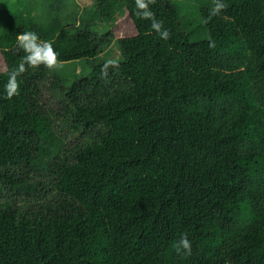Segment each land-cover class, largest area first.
Listing matches in <instances>:
<instances>
[{
  "label": "trees",
  "instance_id": "16d2710c",
  "mask_svg": "<svg viewBox=\"0 0 264 264\" xmlns=\"http://www.w3.org/2000/svg\"><path fill=\"white\" fill-rule=\"evenodd\" d=\"M208 1L196 10L208 35L196 39L185 30L194 15L150 4L163 40L135 0L122 12L120 0H96L123 49L104 77L109 34L67 26L57 9L44 19L34 0H0V192L20 184L14 167L39 163L51 132L34 68L6 95L20 33L90 65L68 110L95 130L55 163V201L0 204V264H264V0H223L212 17ZM184 235L190 255L176 251Z\"/></svg>",
  "mask_w": 264,
  "mask_h": 264
},
{
  "label": "rangeland",
  "instance_id": "374dc122",
  "mask_svg": "<svg viewBox=\"0 0 264 264\" xmlns=\"http://www.w3.org/2000/svg\"><path fill=\"white\" fill-rule=\"evenodd\" d=\"M39 9L38 13L44 19L51 20L50 10L57 9V13L67 26L75 27L91 25L95 32L109 34L108 41L101 49L99 58L118 62L123 57V49L119 41L118 31L108 20L102 19L95 11L96 0H34ZM181 9L182 18H190L185 28L191 39L207 37L208 31L204 29L201 15L196 14L203 3L208 0H171ZM127 0H120L122 12ZM63 67L55 71L42 67L35 71L38 73L39 106L46 114L51 126L50 137L43 142L45 151L39 154V163H23L14 167L19 185L2 187L0 204L19 207L26 210L29 207L39 208L43 204L55 201L59 192L54 185L57 176L55 163L71 156L72 148L77 143L90 141L95 135L93 127H84L77 124L68 107L73 106L70 96L80 74L89 75L92 71L85 60L62 62ZM37 69V70H36ZM125 85L122 81L121 84ZM76 87V86H75ZM78 89V87H76ZM82 100L86 99L83 89H79Z\"/></svg>",
  "mask_w": 264,
  "mask_h": 264
},
{
  "label": "clouds",
  "instance_id": "9594fccd",
  "mask_svg": "<svg viewBox=\"0 0 264 264\" xmlns=\"http://www.w3.org/2000/svg\"><path fill=\"white\" fill-rule=\"evenodd\" d=\"M136 15L141 19L150 20L151 27L163 40L170 39V31L163 27L162 21L156 19L154 12L151 11L149 5L155 0H135ZM226 8L223 0H213V7L210 10V17L217 16ZM17 45L23 50L25 55L17 67L7 72L8 80L5 84V91L8 99L20 94L19 77L24 74L28 68H39L44 66L49 70H57L63 67V63L59 60V54L53 47V42L48 40H41L39 35L33 31L22 32L17 36ZM115 66L114 62L109 61L104 65L102 74L107 77V69L109 66ZM176 251L180 253L183 251L185 255H190L192 252V244L187 235L181 237L177 243Z\"/></svg>",
  "mask_w": 264,
  "mask_h": 264
}]
</instances>
